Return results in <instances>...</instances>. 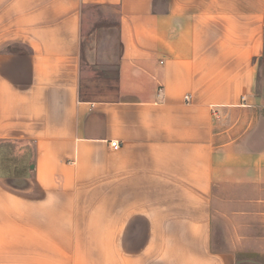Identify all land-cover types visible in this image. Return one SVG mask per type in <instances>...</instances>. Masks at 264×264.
I'll use <instances>...</instances> for the list:
<instances>
[{"label":"crops","instance_id":"obj_1","mask_svg":"<svg viewBox=\"0 0 264 264\" xmlns=\"http://www.w3.org/2000/svg\"><path fill=\"white\" fill-rule=\"evenodd\" d=\"M263 56L264 0H0V264H264Z\"/></svg>","mask_w":264,"mask_h":264},{"label":"rangeland","instance_id":"obj_2","mask_svg":"<svg viewBox=\"0 0 264 264\" xmlns=\"http://www.w3.org/2000/svg\"><path fill=\"white\" fill-rule=\"evenodd\" d=\"M96 12L94 11L92 18L95 17L88 26L90 28L83 44L88 69L84 73L82 91L89 98L111 97L116 90L121 43L116 18L107 19L104 14V18H101ZM261 66L259 89L264 93V56Z\"/></svg>","mask_w":264,"mask_h":264},{"label":"built area","instance_id":"obj_3","mask_svg":"<svg viewBox=\"0 0 264 264\" xmlns=\"http://www.w3.org/2000/svg\"><path fill=\"white\" fill-rule=\"evenodd\" d=\"M186 99L189 100L190 96H186ZM111 147L114 149H119L121 146V143L118 140L111 141Z\"/></svg>","mask_w":264,"mask_h":264},{"label":"water","instance_id":"obj_4","mask_svg":"<svg viewBox=\"0 0 264 264\" xmlns=\"http://www.w3.org/2000/svg\"><path fill=\"white\" fill-rule=\"evenodd\" d=\"M241 264H254V263H248V262L245 263V262H244V263H241Z\"/></svg>","mask_w":264,"mask_h":264}]
</instances>
